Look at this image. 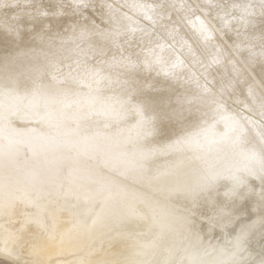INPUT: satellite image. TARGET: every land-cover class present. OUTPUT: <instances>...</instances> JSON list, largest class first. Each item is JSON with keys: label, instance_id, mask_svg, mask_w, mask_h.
<instances>
[{"label": "bare ground", "instance_id": "obj_1", "mask_svg": "<svg viewBox=\"0 0 264 264\" xmlns=\"http://www.w3.org/2000/svg\"><path fill=\"white\" fill-rule=\"evenodd\" d=\"M170 1L0 0V256L264 264V0Z\"/></svg>", "mask_w": 264, "mask_h": 264}, {"label": "rangeland", "instance_id": "obj_2", "mask_svg": "<svg viewBox=\"0 0 264 264\" xmlns=\"http://www.w3.org/2000/svg\"><path fill=\"white\" fill-rule=\"evenodd\" d=\"M111 1H113V0H111ZM172 1L174 2L175 0H172ZM172 1H170V4L172 3L170 6L167 5L168 9L171 8V6H173V2H172ZM68 2H69V1H68ZM123 2L125 3L126 0H123ZM123 2H122V3H123ZM57 3H58V2H57ZM69 3H71V2H69ZM162 3H163V2H162ZM71 4H72V3H71ZM103 4H104V3L101 2V5H102V6H106V5H107L106 3H105V5H103ZM62 5H63V4H62ZM73 5H74V4H73ZM77 5H78V8H80L81 5H80V4H77ZM116 5H119V4L116 3ZM119 6H120V5H119ZM158 7H159V6H157L156 9H159ZM73 8H74L73 11L75 12V13H74V16H76V15H77V16L81 15L82 17L85 16V15H83V14H84V13H83L84 10L77 9V7H73ZM91 8H92V7H91ZM91 8H90L89 10H94V9H95V8H92V9H91ZM122 8H124V7H122ZM110 9H112V8H110ZM78 10H79L80 12H79ZM124 10H125V12L127 11V9H125V8H124ZM111 11L114 12V13H113L114 15H112L113 18H112V24H111L110 27L113 28V29H112L113 31L119 32L117 40H120V39H121L120 36L122 37L124 34H127V33L129 32V30L131 31V28H132L133 26H132L131 24H130V25H129V24H126L127 26H125V23H124V22L122 23V25H121V24H118L117 22H115V18H114V17L117 18V16H118V19L123 20V21H125V20H124L125 17H124V19H123L122 14L119 13L118 11H116L115 9H112ZM158 11H160V10H157L156 13H157ZM112 12H111V13H112ZM115 12H117V13H115ZM131 13L134 15V17L136 16V14H134L133 11H131ZM116 14H117V15H116ZM119 15H121V16H119ZM94 17L97 19V16H96V15H94ZM138 19H139L140 23H139L137 26L142 27V26L146 23L147 25H150L152 29H153V27H154V28H155V27L158 28V26H159L160 28H162L165 24H164V23H161V22H163V20H166V19H163L162 17H159V16H158V18H155V19L157 20V21L155 20V22H156L155 25H157V26H154V24H151L150 22H146V20H143V19L140 20L141 18H138ZM159 20H160V21H159ZM161 20H162V21H161ZM135 21L137 22L136 17H135ZM134 23H135V22H134ZM93 25H94V23H93ZM119 25H120V26H119ZM160 25H161V26H160ZM115 26H116V27H115ZM121 26H123V27L125 26V28L122 27V28H123V29H122V28H120ZM116 28H117V29H116ZM118 28H119V29H118ZM136 29H137V28H136ZM95 30H96V29H95ZM97 30H98V29H97ZM97 30H96V31H97ZM94 32H95V31H94ZM105 32H106L107 34H106ZM148 32H149V31H148ZM95 33H96V32H95ZM149 33H151V31H150ZM105 34L108 35V34H109V31H105V30H104V32H102V35H105ZM122 34H123V35H122ZM115 42H116V41H115ZM68 47H69V46H68ZM100 50H101V49L98 48L97 51H96V54L98 55V57H101L100 55L103 54V53L101 52L102 50H101V51H100ZM102 56H103V55H102ZM66 88H68V90L71 91L72 89L75 90V89H77L78 87H75V88H74V87H72V85H71V86H68V85H67ZM74 90H73V91H74ZM236 100H237V99H236ZM236 100L233 101V104L236 106V107L233 108V109L236 111V113L239 115V117H240V116L242 117V115H240V114H241L240 112H242V111H241V110H240V112H237V111H239L238 108H239V109H243L244 107L241 108V107L239 106V105L241 104V102H238V101H236ZM241 117H240V118H241ZM33 118H34V117H33ZM243 118H244V117H243ZM58 134H59V133H58ZM58 134H56V137H57L56 139L59 140L58 137H61V136H58ZM60 152H62V151H60ZM59 154H60V155H59ZM58 155H59V157H61V156H63V153H58ZM33 164H35V163H33ZM33 164H29V165H33ZM7 166H8L9 168H8ZM7 166H6V169H5V170H7V168L10 170V166H9V165H7ZM7 171H8V170H7ZM111 177H112V176H111ZM114 178H118V179H115V180H117V181L119 180L118 182H124V181H120V180H122V179H120V177H118V175H113L112 179L114 180ZM66 258H67V257H66ZM256 261H258V260H256ZM20 263L22 264V262H20V261H15V260H11V258L8 259V258L5 257V256H0V264H20Z\"/></svg>", "mask_w": 264, "mask_h": 264}, {"label": "snow or ice", "instance_id": "obj_3", "mask_svg": "<svg viewBox=\"0 0 264 264\" xmlns=\"http://www.w3.org/2000/svg\"><path fill=\"white\" fill-rule=\"evenodd\" d=\"M262 123H264V122H262ZM261 179H262V181H264V177H261Z\"/></svg>", "mask_w": 264, "mask_h": 264}]
</instances>
